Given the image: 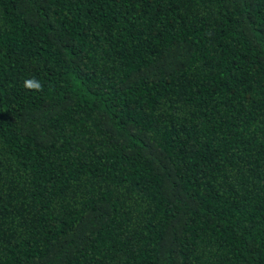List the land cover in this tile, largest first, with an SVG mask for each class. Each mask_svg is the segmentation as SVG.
Wrapping results in <instances>:
<instances>
[{
    "label": "trees",
    "instance_id": "trees-1",
    "mask_svg": "<svg viewBox=\"0 0 264 264\" xmlns=\"http://www.w3.org/2000/svg\"><path fill=\"white\" fill-rule=\"evenodd\" d=\"M0 264H264V0H0Z\"/></svg>",
    "mask_w": 264,
    "mask_h": 264
},
{
    "label": "clouds",
    "instance_id": "clouds-1",
    "mask_svg": "<svg viewBox=\"0 0 264 264\" xmlns=\"http://www.w3.org/2000/svg\"><path fill=\"white\" fill-rule=\"evenodd\" d=\"M23 87L30 91H39L43 86L35 77H30L24 80Z\"/></svg>",
    "mask_w": 264,
    "mask_h": 264
}]
</instances>
